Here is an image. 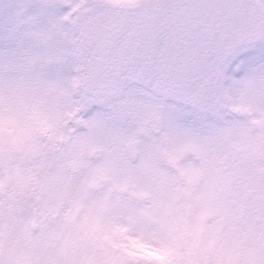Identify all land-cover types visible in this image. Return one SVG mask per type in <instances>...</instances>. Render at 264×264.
<instances>
[{
    "label": "snow or ice",
    "instance_id": "1",
    "mask_svg": "<svg viewBox=\"0 0 264 264\" xmlns=\"http://www.w3.org/2000/svg\"><path fill=\"white\" fill-rule=\"evenodd\" d=\"M0 264H264V0H0Z\"/></svg>",
    "mask_w": 264,
    "mask_h": 264
}]
</instances>
